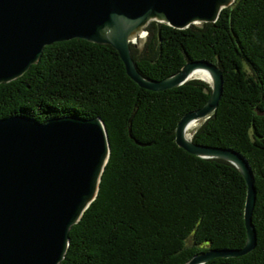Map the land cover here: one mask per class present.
I'll return each instance as SVG.
<instances>
[{
    "label": "trees",
    "instance_id": "16d2710c",
    "mask_svg": "<svg viewBox=\"0 0 264 264\" xmlns=\"http://www.w3.org/2000/svg\"><path fill=\"white\" fill-rule=\"evenodd\" d=\"M146 29L143 48L131 47L145 77L164 79L186 60H206L221 70L217 109L192 140L240 152L253 175L256 247L205 264H263L264 0H235L214 23L177 30L152 22ZM209 95V84L197 79L164 91L143 89L111 46L82 39L52 43L21 77L0 84V119L99 117L105 126L110 155L98 194L71 227L60 264H185L208 249L244 246L241 174L175 143L180 118Z\"/></svg>",
    "mask_w": 264,
    "mask_h": 264
},
{
    "label": "water",
    "instance_id": "95a60500",
    "mask_svg": "<svg viewBox=\"0 0 264 264\" xmlns=\"http://www.w3.org/2000/svg\"><path fill=\"white\" fill-rule=\"evenodd\" d=\"M234 2L0 0V84L21 77L38 63L47 46L71 39L111 46L127 76L149 91L179 87L196 79L193 74L201 70L209 74V98L202 107L180 118L175 143L196 157L225 161L241 174L246 183V241L239 249L202 251L185 264L239 257L256 247L253 175L240 152L199 145L186 136L191 122L203 123L217 109L223 93V75L217 65L186 60L173 75L152 80L138 71L131 47L143 48L146 28L152 22L177 30L214 23ZM109 155L107 132L99 117L64 116L42 122L22 115L0 119V264H60L69 246L71 227L96 199Z\"/></svg>",
    "mask_w": 264,
    "mask_h": 264
},
{
    "label": "bare ground",
    "instance_id": "6f19581e",
    "mask_svg": "<svg viewBox=\"0 0 264 264\" xmlns=\"http://www.w3.org/2000/svg\"><path fill=\"white\" fill-rule=\"evenodd\" d=\"M196 75H200L202 78H205V79H208L209 78V83L211 82V78H210L209 74L206 71H204V70H201V71H198V72L194 73L193 76H192V78H194V76H196ZM196 124H197V122L194 121V122H191L188 125V127L186 129V136L187 137H188L187 132L190 131L191 129H193Z\"/></svg>",
    "mask_w": 264,
    "mask_h": 264
},
{
    "label": "rangeland",
    "instance_id": "374dc122",
    "mask_svg": "<svg viewBox=\"0 0 264 264\" xmlns=\"http://www.w3.org/2000/svg\"><path fill=\"white\" fill-rule=\"evenodd\" d=\"M194 78H196L197 80L201 79L204 82L209 83V78L208 79H205V78H202L200 75H196V76H194ZM201 124H202V121L201 122H197V124L195 125V127L193 129H191L190 131L187 132V135H188V137L190 139H192L195 131L200 127Z\"/></svg>",
    "mask_w": 264,
    "mask_h": 264
}]
</instances>
